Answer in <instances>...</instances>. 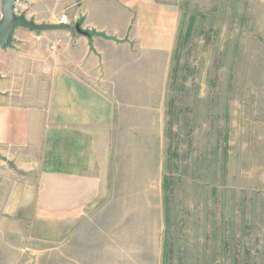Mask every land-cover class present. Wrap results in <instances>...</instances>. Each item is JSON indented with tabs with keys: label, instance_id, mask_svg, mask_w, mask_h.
I'll list each match as a JSON object with an SVG mask.
<instances>
[{
	"label": "rangeland",
	"instance_id": "rangeland-1",
	"mask_svg": "<svg viewBox=\"0 0 264 264\" xmlns=\"http://www.w3.org/2000/svg\"><path fill=\"white\" fill-rule=\"evenodd\" d=\"M177 1L168 83L110 86L119 99L108 102V147L97 149L106 163L93 167L128 190L131 209L160 203L159 264H264V0ZM74 3L17 0L15 12L68 26ZM38 81L20 84L16 102L42 111L53 141L19 150L25 169L1 158L0 264H58L63 224L39 205L40 185H55L41 174L58 165V102L56 86Z\"/></svg>",
	"mask_w": 264,
	"mask_h": 264
},
{
	"label": "crops",
	"instance_id": "crops-1",
	"mask_svg": "<svg viewBox=\"0 0 264 264\" xmlns=\"http://www.w3.org/2000/svg\"><path fill=\"white\" fill-rule=\"evenodd\" d=\"M74 2L67 29L35 34L16 28L9 44L0 46V162L3 157L26 168L19 150L47 148L53 141L37 114L42 111L18 105L16 95L22 83L40 79V84L55 85L60 123L52 132L58 165L55 172L41 174L42 181L55 185H40L39 205L45 211L55 206L60 230L63 224L58 264H129L136 253L142 254L141 264H159L160 203L131 209L128 190L113 188L112 177L93 166L106 163L97 149L108 147V102L119 99L107 91L110 86L168 83L178 1ZM76 25L84 34L75 31ZM29 164L32 170L34 163Z\"/></svg>",
	"mask_w": 264,
	"mask_h": 264
},
{
	"label": "water",
	"instance_id": "water-1",
	"mask_svg": "<svg viewBox=\"0 0 264 264\" xmlns=\"http://www.w3.org/2000/svg\"><path fill=\"white\" fill-rule=\"evenodd\" d=\"M17 0L2 1V17L0 20V46L5 47L9 44L10 37L16 28H22L31 32H44L54 30H65L67 25H46L36 24L34 21L26 19L24 15H17L15 12V4ZM75 31L84 34L79 25L75 26Z\"/></svg>",
	"mask_w": 264,
	"mask_h": 264
},
{
	"label": "built area",
	"instance_id": "built-area-1",
	"mask_svg": "<svg viewBox=\"0 0 264 264\" xmlns=\"http://www.w3.org/2000/svg\"><path fill=\"white\" fill-rule=\"evenodd\" d=\"M60 24L62 25H66V19L65 18H62L60 21H59Z\"/></svg>",
	"mask_w": 264,
	"mask_h": 264
}]
</instances>
